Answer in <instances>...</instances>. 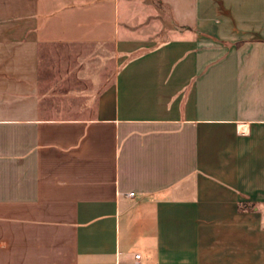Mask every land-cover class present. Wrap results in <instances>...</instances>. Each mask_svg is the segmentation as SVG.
Instances as JSON below:
<instances>
[{
  "label": "crops",
  "instance_id": "1",
  "mask_svg": "<svg viewBox=\"0 0 264 264\" xmlns=\"http://www.w3.org/2000/svg\"><path fill=\"white\" fill-rule=\"evenodd\" d=\"M0 264H264V0H0Z\"/></svg>",
  "mask_w": 264,
  "mask_h": 264
},
{
  "label": "rangeland",
  "instance_id": "2",
  "mask_svg": "<svg viewBox=\"0 0 264 264\" xmlns=\"http://www.w3.org/2000/svg\"><path fill=\"white\" fill-rule=\"evenodd\" d=\"M44 51L41 70L43 86L45 82L47 84L52 83L60 77L55 74L58 73L59 69L65 72L67 68H76L79 70L78 72L86 71L87 77L85 79L87 80L85 81L88 84L95 83L98 84L99 88H103L112 81L118 68L116 53L110 44L104 46L75 45L72 47L63 45L48 47ZM62 78L63 85L73 87L79 85L77 81L67 83V75H63ZM85 81H82V84H85Z\"/></svg>",
  "mask_w": 264,
  "mask_h": 264
},
{
  "label": "built area",
  "instance_id": "3",
  "mask_svg": "<svg viewBox=\"0 0 264 264\" xmlns=\"http://www.w3.org/2000/svg\"><path fill=\"white\" fill-rule=\"evenodd\" d=\"M134 193L131 192L130 195H133ZM140 257V254H136V258H139Z\"/></svg>",
  "mask_w": 264,
  "mask_h": 264
}]
</instances>
